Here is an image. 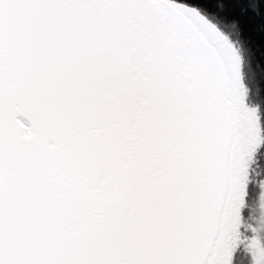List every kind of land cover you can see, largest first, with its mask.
<instances>
[{"label":"snow or ice","instance_id":"1","mask_svg":"<svg viewBox=\"0 0 264 264\" xmlns=\"http://www.w3.org/2000/svg\"><path fill=\"white\" fill-rule=\"evenodd\" d=\"M264 0H0V264H264Z\"/></svg>","mask_w":264,"mask_h":264},{"label":"trees","instance_id":"2","mask_svg":"<svg viewBox=\"0 0 264 264\" xmlns=\"http://www.w3.org/2000/svg\"><path fill=\"white\" fill-rule=\"evenodd\" d=\"M246 76L253 95L264 98V31L259 22L249 26L244 36Z\"/></svg>","mask_w":264,"mask_h":264}]
</instances>
